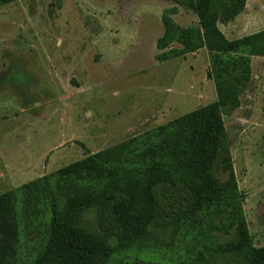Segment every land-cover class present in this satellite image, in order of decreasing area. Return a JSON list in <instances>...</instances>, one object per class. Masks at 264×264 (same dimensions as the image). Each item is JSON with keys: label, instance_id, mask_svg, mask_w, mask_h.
<instances>
[{"label": "rangeland", "instance_id": "374dc122", "mask_svg": "<svg viewBox=\"0 0 264 264\" xmlns=\"http://www.w3.org/2000/svg\"><path fill=\"white\" fill-rule=\"evenodd\" d=\"M172 6L179 26L197 24L195 12L167 0L0 5V193L216 99L206 48L156 60L161 16ZM218 27L228 39L263 29L264 0H245L242 11ZM252 59L241 104L223 122L251 240L264 246V57ZM15 198L16 264H29L45 225L23 219L21 198ZM179 255L130 251L111 264H160Z\"/></svg>", "mask_w": 264, "mask_h": 264}, {"label": "trees", "instance_id": "16d2710c", "mask_svg": "<svg viewBox=\"0 0 264 264\" xmlns=\"http://www.w3.org/2000/svg\"><path fill=\"white\" fill-rule=\"evenodd\" d=\"M167 1L195 12L197 24L181 27L171 17L176 6L165 9L156 60L206 48L216 99L0 193V264L18 261L15 195L23 219L45 225L29 264H111L130 251L181 252L160 264H264V246L251 240L223 122L241 104L251 57H264V28L236 39L220 31L218 23L238 15L245 0Z\"/></svg>", "mask_w": 264, "mask_h": 264}, {"label": "crops", "instance_id": "0c3cea01", "mask_svg": "<svg viewBox=\"0 0 264 264\" xmlns=\"http://www.w3.org/2000/svg\"><path fill=\"white\" fill-rule=\"evenodd\" d=\"M253 57H254V56H253ZM253 57H251V66H253V65H252V62H253V59H252V58H253ZM255 57H256V56H255ZM262 58H263V57H262Z\"/></svg>", "mask_w": 264, "mask_h": 264}]
</instances>
